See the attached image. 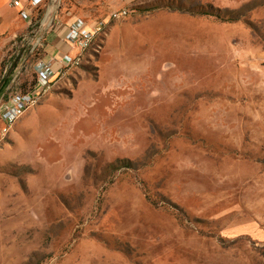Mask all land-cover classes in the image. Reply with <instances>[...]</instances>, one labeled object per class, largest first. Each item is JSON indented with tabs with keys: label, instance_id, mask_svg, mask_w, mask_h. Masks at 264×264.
Listing matches in <instances>:
<instances>
[{
	"label": "rangeland",
	"instance_id": "rangeland-1",
	"mask_svg": "<svg viewBox=\"0 0 264 264\" xmlns=\"http://www.w3.org/2000/svg\"><path fill=\"white\" fill-rule=\"evenodd\" d=\"M102 1L33 9L6 60L12 92L33 87L58 17L128 7ZM131 7L46 93L58 144L0 161V264H264V0ZM134 21L162 24L156 58L107 44L112 23Z\"/></svg>",
	"mask_w": 264,
	"mask_h": 264
},
{
	"label": "crops",
	"instance_id": "crops-1",
	"mask_svg": "<svg viewBox=\"0 0 264 264\" xmlns=\"http://www.w3.org/2000/svg\"><path fill=\"white\" fill-rule=\"evenodd\" d=\"M13 1L0 0V112L4 103L14 94L11 86L3 80L7 70L6 60L11 56L10 51L18 43V40L27 38L26 33L32 24V18H22L20 11L24 7L28 8L32 17L33 9L25 0H20L18 4ZM48 1L51 0H46L45 3ZM136 1L106 0L102 3L112 5V7L118 5L131 7ZM50 10H56V5H50ZM73 19V17H58L54 23L50 24L49 30L44 34L43 53L39 59L49 62L52 69L58 74L57 86L64 82L69 70L73 68V66H63L61 64L62 57L65 54L75 55L78 53V49L66 40V33ZM135 22L112 23L109 29L107 28L108 32L106 30L107 44L110 45L114 38L113 35L118 34L122 36V48L118 49L123 53L121 56L129 58L131 51H129V46L138 45L141 48L146 47L143 49L138 47L139 52L145 56L156 58L157 54L162 51L157 48V39L152 38L155 37V33L160 36L163 35L162 24H153L152 26L149 22H138L137 25ZM42 27H46V24ZM137 30L139 33L135 37L134 32ZM148 33H153V37L148 38ZM128 36L132 38L130 41ZM84 54L83 58L86 55ZM47 97V94L44 95L34 106L17 118L6 133L3 132L6 121L0 115V161L6 160L19 164L29 163L34 161L44 148H50L52 139L55 140V144H58L60 135L57 130L55 131V128L59 125L61 115L54 110L56 107L55 99ZM0 180H2L1 177Z\"/></svg>",
	"mask_w": 264,
	"mask_h": 264
},
{
	"label": "built area",
	"instance_id": "built-area-1",
	"mask_svg": "<svg viewBox=\"0 0 264 264\" xmlns=\"http://www.w3.org/2000/svg\"><path fill=\"white\" fill-rule=\"evenodd\" d=\"M20 0H14L18 4ZM30 8L35 9L44 4L46 0H25ZM130 7H124L111 12L109 21L118 20L131 14ZM24 19L32 18L28 8L20 11ZM108 20L86 21L78 19L69 25L66 40L78 49L75 55L65 54L61 59L63 66H77L82 62L83 54L93 49L99 52L102 49L101 43H96L100 35L105 32ZM95 45V46H94ZM58 79V74L52 69L49 62L39 59L36 63V83L26 92H16L4 103L0 115L6 121L3 132L9 131L17 118L22 116L30 107L34 106L46 93L51 91ZM1 217V214H0Z\"/></svg>",
	"mask_w": 264,
	"mask_h": 264
},
{
	"label": "trees",
	"instance_id": "trees-1",
	"mask_svg": "<svg viewBox=\"0 0 264 264\" xmlns=\"http://www.w3.org/2000/svg\"><path fill=\"white\" fill-rule=\"evenodd\" d=\"M35 83H36V81H35ZM35 83H34V84H35Z\"/></svg>",
	"mask_w": 264,
	"mask_h": 264
}]
</instances>
